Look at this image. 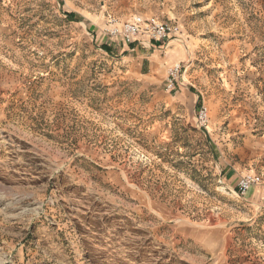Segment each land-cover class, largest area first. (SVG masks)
Segmentation results:
<instances>
[{
	"label": "rangeland",
	"instance_id": "rangeland-1",
	"mask_svg": "<svg viewBox=\"0 0 264 264\" xmlns=\"http://www.w3.org/2000/svg\"><path fill=\"white\" fill-rule=\"evenodd\" d=\"M110 14L180 30L124 51ZM250 172L264 0H0V264H264Z\"/></svg>",
	"mask_w": 264,
	"mask_h": 264
},
{
	"label": "built area",
	"instance_id": "built-area-1",
	"mask_svg": "<svg viewBox=\"0 0 264 264\" xmlns=\"http://www.w3.org/2000/svg\"><path fill=\"white\" fill-rule=\"evenodd\" d=\"M178 25L165 22L155 16L141 14L133 15L131 18L119 22L115 15L110 14L103 28V34L111 38H122L128 44L138 42L144 46H152L153 41H165L171 35L179 32ZM184 66L180 63L172 65L167 73V88L173 91L177 88L182 76ZM200 117H207V108L202 107ZM263 175L257 173H246L242 175L234 189L238 196H246L256 185L263 183Z\"/></svg>",
	"mask_w": 264,
	"mask_h": 264
},
{
	"label": "crops",
	"instance_id": "crops-1",
	"mask_svg": "<svg viewBox=\"0 0 264 264\" xmlns=\"http://www.w3.org/2000/svg\"><path fill=\"white\" fill-rule=\"evenodd\" d=\"M113 40H115V38H114ZM145 47H146V46H145ZM150 48H151V47H150ZM123 50H124V51H127V50H128V51H129V50H130V51H135V50H136V43L133 44V45L130 44V46H125V47L123 48Z\"/></svg>",
	"mask_w": 264,
	"mask_h": 264
},
{
	"label": "trees",
	"instance_id": "trees-1",
	"mask_svg": "<svg viewBox=\"0 0 264 264\" xmlns=\"http://www.w3.org/2000/svg\"><path fill=\"white\" fill-rule=\"evenodd\" d=\"M131 45H133V44H131ZM106 51H110L111 50V47H109V46H107V45H104V47H103Z\"/></svg>",
	"mask_w": 264,
	"mask_h": 264
}]
</instances>
